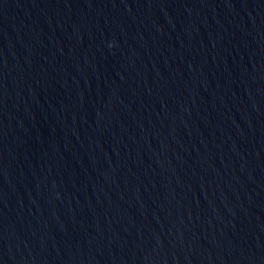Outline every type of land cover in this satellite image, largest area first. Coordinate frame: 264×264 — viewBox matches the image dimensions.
Wrapping results in <instances>:
<instances>
[{"label": "water", "instance_id": "95a60500", "mask_svg": "<svg viewBox=\"0 0 264 264\" xmlns=\"http://www.w3.org/2000/svg\"><path fill=\"white\" fill-rule=\"evenodd\" d=\"M0 264H264V0H0Z\"/></svg>", "mask_w": 264, "mask_h": 264}]
</instances>
